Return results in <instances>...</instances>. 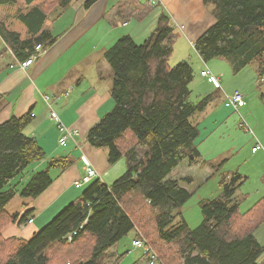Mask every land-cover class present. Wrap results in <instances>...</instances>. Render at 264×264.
Listing matches in <instances>:
<instances>
[{
  "label": "trees",
  "instance_id": "obj_1",
  "mask_svg": "<svg viewBox=\"0 0 264 264\" xmlns=\"http://www.w3.org/2000/svg\"><path fill=\"white\" fill-rule=\"evenodd\" d=\"M74 1L0 0L4 50L24 62L38 45L43 50L52 46L55 20ZM98 1L85 0V9ZM137 3L126 0L119 10L140 11L131 9ZM204 4L212 8L215 22L193 45L202 61L226 59L234 73L257 62L264 77V0H204ZM147 14L142 12L139 20ZM170 22L163 13L144 43L125 35L105 53L114 74L115 107L89 130L88 141L107 150L111 164L126 158L127 172L111 186L92 182L27 241L2 236L6 222L18 219L8 216L6 207L18 193L40 196L53 181L50 172L42 170L21 188L13 184L45 158V152L24 133L30 115L0 124V264H117L121 257L115 248L133 231L162 264H263L264 245L254 232L264 222V197L241 213L235 198L242 184L238 174L221 198L201 202L200 226L192 229L183 218L181 209L192 196L190 165L200 158L195 146L199 129L192 118L206 110L212 97L190 101L195 67L189 60L170 65L179 40ZM69 163L54 159L50 166L65 168Z\"/></svg>",
  "mask_w": 264,
  "mask_h": 264
},
{
  "label": "crops",
  "instance_id": "obj_2",
  "mask_svg": "<svg viewBox=\"0 0 264 264\" xmlns=\"http://www.w3.org/2000/svg\"><path fill=\"white\" fill-rule=\"evenodd\" d=\"M124 1L126 0H99L89 9H85V0H75L62 16L55 20L53 31L56 37L55 43L27 68L21 66L23 62H19L11 51H5V44L0 41V124L13 116L30 115L32 119L24 133L36 139L45 152V158L28 167L23 173L25 175H22L15 184L21 188L22 184L42 170H48L53 181L40 196L23 201L22 205L29 207L27 210L29 214L25 215L24 222H20L18 218L16 221L19 222L12 227L10 225L7 229L16 231L20 237L5 236L4 230L9 220L1 231L4 238L14 237L27 241L25 237L28 235L33 237L40 231L39 229L46 227L66 207L76 201L81 196L79 190L82 187L96 180L111 186L109 183L121 175L124 167H118V161L116 164H111L107 150L95 148L88 141L89 130L115 107L112 98L114 74L105 58V53L118 38L130 35L138 44L141 43L139 40L146 39L156 28L159 17L166 13L170 17L171 25L175 28H183L184 35L194 45L196 40L215 22L204 0H158V6H161L163 11L160 13L155 11L151 14L152 10L147 14L148 8H152L149 5L150 0L145 2L138 0L140 5L137 3V6L131 9L138 7L136 10H141H129V12L119 10L120 4ZM142 12L147 15L139 20L138 17H141ZM129 14L130 18L127 17ZM135 18L142 23L134 26ZM147 21H149V27L147 25L146 28L140 29ZM179 47L183 49L187 47L184 40H180ZM175 54H177L176 51ZM183 54L181 53L184 61L187 59L185 50ZM189 58L195 69L196 67L200 71L206 69L205 63L198 54L195 58L188 56L187 60ZM214 76L218 79L220 87L211 81L207 83L220 90L224 76L222 74ZM236 91L242 92L235 89L232 94ZM226 104L227 101L225 106ZM52 111L56 112L69 129L79 130L80 135L74 139H68L65 145H61L62 133L59 122L51 116ZM246 114L249 113L246 111ZM197 127L199 129V126ZM195 146L200 158L196 163H191L190 167L198 170L203 174L204 180L209 181L207 178L214 175L215 163L206 160L210 152L203 149V144L199 146L195 142ZM54 159H66L70 163L65 168L57 165L50 166V162ZM121 159L125 160L127 166L126 158ZM87 164L93 166L100 177L78 188L76 183L85 175ZM117 167L119 169H116ZM235 174L242 177V184L235 198L240 212L245 214L264 197V175L260 180L261 187L252 189L242 187L246 177L239 172ZM194 179L192 176V181ZM222 187L223 181L219 180L218 189L222 190ZM7 214L19 217V212L11 215L7 212ZM15 226H18L17 229H13ZM254 235L257 241L264 245V222L255 230ZM128 236H132V247L134 240L141 239L135 231ZM120 248L121 242L115 248L116 255L120 253ZM145 251L146 258L149 254H155L151 249H145ZM262 263L264 264V256Z\"/></svg>",
  "mask_w": 264,
  "mask_h": 264
},
{
  "label": "rangeland",
  "instance_id": "obj_3",
  "mask_svg": "<svg viewBox=\"0 0 264 264\" xmlns=\"http://www.w3.org/2000/svg\"><path fill=\"white\" fill-rule=\"evenodd\" d=\"M207 7L212 13V8L210 6ZM162 9L161 6H158L152 9L150 14L155 11L160 13L163 11ZM138 21L135 18L133 25L137 26L142 23ZM148 24L149 21L144 22L140 29L146 28ZM177 28L179 42L175 50L177 54L170 61L171 66H176L179 62L183 61L181 53L183 54L184 50L187 53V59L188 56H192V58L197 57V52L184 35L183 28ZM146 39L139 40L141 42L139 44L144 43ZM180 40H184L187 47L184 49L183 47H179ZM45 51L41 50L35 55L41 57ZM257 64V62H253L239 73H234L232 64L223 58L213 59L204 64V68L212 71L214 75L221 76L222 74L224 76L221 91L207 83L210 79L203 78L200 69H197L198 67H196L197 70L193 67L195 78L190 86V101L198 103L208 96L212 97L205 112L197 113L192 118V122L199 126L200 129L196 144L199 146L203 144V149L210 152L206 160L215 163L216 167L215 170L213 169L214 175L207 178L209 181L204 180L203 174L198 170H194L193 172L192 176L195 179L188 186L192 196L181 209L183 218L192 229L197 228L203 222L201 202L211 200L210 198H221L220 196L224 192V187L232 181L233 174L239 172L246 177V181L242 187L252 189H259L261 187L262 182L260 180L264 175V77L259 74ZM235 89L243 92L246 102V105L238 110L225 106L227 98ZM246 111L249 114H246ZM260 144L263 147L254 151L253 148H256ZM117 163H119L118 167H124L121 175L117 177L119 179L127 172V166L124 159L119 160ZM118 167L116 169H119ZM22 175L13 184L17 183L22 178ZM117 179L111 181L109 185H112ZM219 180L223 181L222 190L218 189ZM88 186L85 185L79 190L81 195ZM28 198L35 197H25L21 193H18L7 205V212L10 215L19 212L18 218L21 221V218L26 215L29 208L24 207L22 203ZM179 220L180 218L177 219V222ZM18 222L9 221L7 223L8 226L6 225L7 228L4 230L5 236H19L14 230H7L10 225L12 227V225H16ZM17 227L15 226L13 229H17ZM30 238L32 236L28 235V237H25V240H29ZM131 241L132 236L121 240L120 253L117 255L121 259L117 264H150V260L144 257L146 256L145 249H134ZM147 251L150 252V250ZM155 264L162 263L157 261Z\"/></svg>",
  "mask_w": 264,
  "mask_h": 264
},
{
  "label": "built area",
  "instance_id": "obj_4",
  "mask_svg": "<svg viewBox=\"0 0 264 264\" xmlns=\"http://www.w3.org/2000/svg\"><path fill=\"white\" fill-rule=\"evenodd\" d=\"M157 4H158V0L149 1V5L152 8H154ZM36 50L37 51L35 52V54L43 50V48L41 45H38ZM35 54H33L25 62L21 63V66L27 68L30 65H32V63L40 57ZM201 76L203 78H209L210 79L209 81L213 82L217 87H220V83L218 79L213 76L210 70L206 69L205 71L201 72ZM244 105H245V97L244 94L240 91L234 92L232 95H230L227 98L226 106L229 108L231 107L238 110L239 108H242ZM51 116L53 119H56L59 122V129L60 132L62 133V137L60 139L61 145H65L68 139L70 138L74 139L75 137H78L80 135L79 130L69 129L67 126H65L62 120L60 119V117L56 114V112L52 111ZM261 148H262L261 145H259L256 148H254V151H256V149L259 150ZM98 176L100 177L98 171L93 166L87 164L85 175L80 181L76 183V185L78 188H80L83 186V184L90 182L91 180L97 178ZM145 244L146 243L143 239H136L133 241V247L136 249H147ZM148 259L150 260V264H155L158 261V257L155 256V254L153 255L149 254Z\"/></svg>",
  "mask_w": 264,
  "mask_h": 264
}]
</instances>
